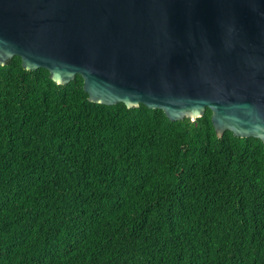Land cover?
Masks as SVG:
<instances>
[{"label":"trees","instance_id":"obj_1","mask_svg":"<svg viewBox=\"0 0 264 264\" xmlns=\"http://www.w3.org/2000/svg\"><path fill=\"white\" fill-rule=\"evenodd\" d=\"M0 264H264V143L0 66Z\"/></svg>","mask_w":264,"mask_h":264},{"label":"water","instance_id":"obj_2","mask_svg":"<svg viewBox=\"0 0 264 264\" xmlns=\"http://www.w3.org/2000/svg\"><path fill=\"white\" fill-rule=\"evenodd\" d=\"M89 101L212 111L219 138L264 143V0H0V66L13 57Z\"/></svg>","mask_w":264,"mask_h":264}]
</instances>
